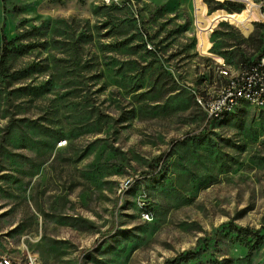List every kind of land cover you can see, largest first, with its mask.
Wrapping results in <instances>:
<instances>
[{
	"label": "rangeland",
	"instance_id": "1",
	"mask_svg": "<svg viewBox=\"0 0 264 264\" xmlns=\"http://www.w3.org/2000/svg\"><path fill=\"white\" fill-rule=\"evenodd\" d=\"M260 1L198 24L193 0H0V255L264 264V110L209 124L197 102L222 61L264 58L256 9L228 17Z\"/></svg>",
	"mask_w": 264,
	"mask_h": 264
},
{
	"label": "built area",
	"instance_id": "2",
	"mask_svg": "<svg viewBox=\"0 0 264 264\" xmlns=\"http://www.w3.org/2000/svg\"><path fill=\"white\" fill-rule=\"evenodd\" d=\"M208 0H193V14L194 18L198 24L203 20L204 14L207 11ZM215 2H227L228 0H213ZM123 0H108V4H116L121 5ZM257 7V8H254ZM134 17L139 19V16H136V10L131 7ZM256 9L257 13H259L260 18H264V0L260 1L257 6H250L251 12L254 14V10ZM206 10V11H205ZM255 15V14H254ZM218 20L219 17L215 16ZM215 22V21H214ZM233 22V21H232ZM213 23V22H212ZM241 24V23H239ZM203 34L205 33L204 29ZM202 34V35H203ZM206 46V41L202 36L200 37L199 42V51L204 52V47ZM255 62V61H253ZM249 65L244 64L243 68V82H234L233 89L231 93H225V96L221 97V101L212 102V97H210V104H202L200 102V107L207 114L209 118L215 119L217 116V110L220 107L231 106L235 103V96L241 95L242 87H250L257 88V95H248L250 97V106L257 110H264V58L261 57L257 63H253ZM222 65H224V61H222ZM63 145V144H62ZM61 146V145H60ZM127 184V183H126ZM125 184V185H126ZM125 185L121 186V190H125ZM142 218L144 221L151 220V214L148 212H144L142 214ZM31 261V264H39L40 259L37 258H28ZM0 264H19L17 263H8V256L0 255Z\"/></svg>",
	"mask_w": 264,
	"mask_h": 264
},
{
	"label": "bare ground",
	"instance_id": "3",
	"mask_svg": "<svg viewBox=\"0 0 264 264\" xmlns=\"http://www.w3.org/2000/svg\"><path fill=\"white\" fill-rule=\"evenodd\" d=\"M105 3L108 4V0H104ZM134 10H136V16L138 15V11L136 7H133ZM253 12L251 10H246L242 14H233L229 15L228 17L232 19L234 23H241L243 25H247L248 23H251L254 20ZM261 23L264 24V18H260ZM243 68L244 63H241L238 66H231L228 63L224 62V65H222V62L220 63V76L223 77V80L227 81L226 85L221 88L219 93L212 97V102H219L221 101V97L225 96V93H231L233 89L234 82H243ZM248 95H257V88H250V87H242L241 88V95L235 96V103L231 106H224L220 107L217 110V116L216 120H222L226 116L232 114L235 112L237 108H239L242 105H249L250 106V97ZM197 102L200 105V102L202 104H210V95H206L205 98L197 97ZM127 183V184H126ZM126 184V185H125ZM125 185V190H122L120 193L125 194L132 185V180L124 181L121 186ZM121 190V189H120ZM28 258H37L28 247H26V257L24 262H18L19 264H31V261H29ZM8 263H17L14 259L8 256ZM39 264H41V261H39Z\"/></svg>",
	"mask_w": 264,
	"mask_h": 264
},
{
	"label": "trees",
	"instance_id": "4",
	"mask_svg": "<svg viewBox=\"0 0 264 264\" xmlns=\"http://www.w3.org/2000/svg\"><path fill=\"white\" fill-rule=\"evenodd\" d=\"M127 2H128V0H124V3H127ZM225 7H227V10L230 11V13H235V12L241 13L244 10V6L243 5H240L239 3H235V2L216 3V7H211L210 9L213 12V11H216V10H219V9H224ZM261 27H264V25H261ZM3 40H4V46H3V49H2L0 66H4L5 67L6 66V60L9 58V54H11V51H10L9 47L14 45V41H7L6 37H4ZM260 58L261 57H259L253 63H257ZM243 63L245 65L252 64L251 62H247V61H243ZM230 115L226 116L224 119H226ZM208 119H209V124H211L213 121H219V120L212 119V118H209V117H208ZM224 119H222L221 121H223Z\"/></svg>",
	"mask_w": 264,
	"mask_h": 264
},
{
	"label": "crops",
	"instance_id": "5",
	"mask_svg": "<svg viewBox=\"0 0 264 264\" xmlns=\"http://www.w3.org/2000/svg\"><path fill=\"white\" fill-rule=\"evenodd\" d=\"M207 50H208V46L206 45L205 47H204V52H202V54H207L208 52H207Z\"/></svg>",
	"mask_w": 264,
	"mask_h": 264
}]
</instances>
